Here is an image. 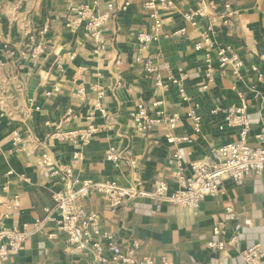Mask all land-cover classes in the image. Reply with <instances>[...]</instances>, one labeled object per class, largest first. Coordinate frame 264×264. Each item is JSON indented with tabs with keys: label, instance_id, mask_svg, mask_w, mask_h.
<instances>
[{
	"label": "crops",
	"instance_id": "0c3cea01",
	"mask_svg": "<svg viewBox=\"0 0 264 264\" xmlns=\"http://www.w3.org/2000/svg\"><path fill=\"white\" fill-rule=\"evenodd\" d=\"M147 0H0V234L33 231L55 207L60 188L43 155L53 166L71 168L78 182L92 180L138 190L146 197L128 201L113 210L105 196H93L87 211L100 216L103 230L116 238L120 249L139 242V256L166 258L169 264H246L242 252L260 243L264 249V183L260 176L236 186L224 181L221 195L207 198L196 209L183 208L151 198L162 182L170 196L179 189L174 158L183 155L185 175L192 161L208 158L212 149L236 142L238 129L219 127L224 116L213 110L246 104L250 121L248 144L258 146L264 130V85L251 71L264 75V0H173L164 14L162 37L139 53V35L149 34L152 21L144 10ZM213 3L216 12L212 39L213 66L226 48L244 61L242 76L218 70L214 84L202 91L205 59L193 49L200 42L202 22H190L201 2ZM128 4L127 6H125ZM110 12L101 29V42L87 35L83 26L72 30L66 16L73 9ZM225 5L234 13L229 23ZM45 27L48 32L43 34ZM186 28L180 38L172 32ZM44 48L33 49L39 42ZM140 57V60L138 58ZM154 61L164 81L180 78L189 97L182 102L178 87L154 96L152 78L144 64ZM164 101V110L177 114L175 130L161 127L150 133L136 130L130 114L141 102ZM203 117L194 131L188 113L195 106ZM95 129L88 143L79 135ZM21 144L14 146V134ZM189 138L176 144L171 137ZM118 154L115 161L111 150ZM231 211V213L229 212ZM224 242V252L209 242ZM89 253L72 251L55 221L23 243L19 252H8L0 264H90ZM264 264V262H263Z\"/></svg>",
	"mask_w": 264,
	"mask_h": 264
},
{
	"label": "built area",
	"instance_id": "2783aa9c",
	"mask_svg": "<svg viewBox=\"0 0 264 264\" xmlns=\"http://www.w3.org/2000/svg\"><path fill=\"white\" fill-rule=\"evenodd\" d=\"M126 4L125 6H127ZM225 15L229 23L234 16L231 7L225 5ZM114 9L109 6V12L96 14L93 9L83 7L73 9L67 14V26L76 30L83 26L87 35L91 36L97 43L101 42V29L110 20V12ZM174 9L173 0H147L144 4V10L152 21V30L149 34L139 35V53L146 52L152 42L158 41L164 30V14ZM216 12L213 3L201 2L199 9L195 13L185 14L186 20L190 22L203 24L204 33L200 42L195 43L193 49L196 52L204 53L205 70L202 91H208L214 84L216 74L220 70L226 74L231 69L233 75L242 76L244 69L243 59L231 48H226L218 58V68L213 66L214 42L212 39L214 23L213 14ZM49 27H45L43 34L48 32ZM186 34V28L172 32L170 36L180 38ZM44 42L41 41L34 53L44 48ZM140 60V57L138 58ZM144 73L152 78L153 93L159 91H168L172 86L178 87V95L182 102H189V97L181 81L184 76L177 78L175 76L167 78L164 81L159 72V68L151 59L144 64ZM251 71L256 75L258 82L264 85V75L260 73L257 66H252ZM264 98V97H263ZM164 101L154 98L151 104L141 102L130 114V118L136 130L140 133H150L155 129L165 127L167 130H175L179 123L180 117L177 114H170L164 110ZM199 106L196 105L188 113V117L193 121L194 131L200 132L203 117L198 113ZM212 115L221 114L224 116L220 129H238L240 138L236 142L221 145L214 148L208 158L198 161H192L188 167L192 171L191 176L185 175L183 166V155L177 151L174 158L177 162L178 170L174 173L178 182L179 189L170 196L168 191L170 185L165 182L159 184V188L149 195L151 198L160 199L164 202L174 204L183 208L196 209L207 198H215L221 195L223 191L222 183L230 181L232 184L243 185L246 178L258 175L264 183V130L257 135L258 146L252 148L247 140L250 134V121L247 116L246 104L241 107L213 110ZM95 129L91 126L81 132L79 135L69 134L70 139L78 138L83 144L88 143L94 134ZM14 146L21 144L22 138L17 132L14 134ZM172 142L180 144L189 141V138L171 137ZM112 157L115 161L119 156L115 150H111ZM43 164L50 168L51 174L57 179V185L60 190L54 193L55 207L47 210L45 220H37L33 231H3L0 234V259L3 260L8 252H19L23 243L30 236L44 230L48 223L55 221L57 229L67 238V243L71 246L72 251L89 253L91 255L90 264H158L156 259L150 256H139V242L132 243L126 249H120L116 238L112 233L103 230L100 216L97 213L89 212L83 202L92 195L105 196L113 210L120 208L121 205L128 201L137 200L148 196L143 191L127 190L116 186L115 184H99L92 180L78 182L75 179L74 172L71 168H60L53 166L50 157L43 155ZM231 213V211H229ZM209 248L215 252H224L227 244L215 241L209 242ZM242 258L246 264H263L264 249L260 243L245 249L242 252ZM161 264H169L166 258L161 259Z\"/></svg>",
	"mask_w": 264,
	"mask_h": 264
},
{
	"label": "trees",
	"instance_id": "16d2710c",
	"mask_svg": "<svg viewBox=\"0 0 264 264\" xmlns=\"http://www.w3.org/2000/svg\"><path fill=\"white\" fill-rule=\"evenodd\" d=\"M93 196H98V195L96 194V195H92V196L86 198V200L83 202L85 208H87V204H86L87 200H88L89 198L93 197ZM100 197H102V196L100 195ZM108 232H109V231H108ZM138 253H139V250H138ZM154 259H156V261H157L158 264H161V259H162V257H161V258H157V257H155Z\"/></svg>",
	"mask_w": 264,
	"mask_h": 264
}]
</instances>
